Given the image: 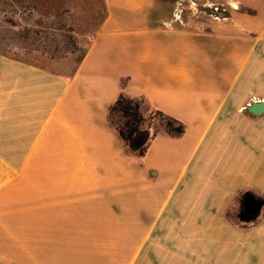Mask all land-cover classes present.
Instances as JSON below:
<instances>
[{"label":"crops","instance_id":"obj_1","mask_svg":"<svg viewBox=\"0 0 264 264\" xmlns=\"http://www.w3.org/2000/svg\"><path fill=\"white\" fill-rule=\"evenodd\" d=\"M47 1L87 9L95 26L69 75L0 53V246L14 248V260L0 262L264 264V205L250 222L226 217L247 193L264 202V0H226V11L207 8L200 18L177 15V1L165 15L158 0ZM119 95L181 122V143L201 123L203 135L214 130L226 194L197 188L208 178L204 160L195 183L176 196L189 166L163 132L142 158V195L126 194L138 207L120 208L107 176L121 174L128 190L140 164L107 123ZM164 142L171 152L161 151ZM156 224L177 233L158 250L134 236L102 239L113 231L149 235Z\"/></svg>","mask_w":264,"mask_h":264},{"label":"rangeland","instance_id":"obj_2","mask_svg":"<svg viewBox=\"0 0 264 264\" xmlns=\"http://www.w3.org/2000/svg\"><path fill=\"white\" fill-rule=\"evenodd\" d=\"M12 1V4H8ZM28 0H0V53H5L10 57L22 58L24 60L33 62L41 67L48 68L61 75L72 74L75 67L84 55L87 46L89 44V36L94 29V24L90 23L92 17L88 13L87 9L83 8H52L47 7V0H32L36 6L33 8L19 7ZM160 2L157 12L160 14H169V5L171 1H177L181 3L182 7L177 6L176 14L181 17H208L207 8H215L217 10L226 11V0H158ZM16 2V3H15ZM57 2V0H56ZM17 5V6H16ZM173 12V10H172ZM108 118V116H107ZM110 120L119 122L118 116L111 117ZM204 124L201 123L200 130H197L186 142L181 143L183 135L172 136L171 140L175 141L174 145L182 148V156H178V160L181 159V163H187L189 166V172L183 179V182L179 185L176 191V196L184 192L186 188L192 186L196 180V173L198 167H202V162L206 161L205 178L206 182L202 179L197 182V188H203L207 186L209 190H213V193L222 192L226 194V177L223 181V141L213 137L214 130H211L208 134L203 135L202 128ZM145 136L150 138L149 144L152 140L162 134L164 131V123L162 121L155 120L151 124L145 122L143 125ZM155 135V136H154ZM153 137V138H152ZM180 143V144H179ZM161 147V151L171 152L170 143L164 142ZM175 146V147H176ZM150 147V146H149ZM148 149V148H147ZM175 149V148H174ZM173 149V151H174ZM226 150V148H225ZM123 151L127 156L136 157L128 152L123 146ZM173 154H167L166 158L170 164L177 165V160H171ZM139 161L138 166L135 167L134 177L128 178L130 182V189L124 188L121 184L123 176L121 174L108 175L107 178L114 182V189L112 194L119 196L121 204L119 207L137 206L136 200H126V194L135 193L137 196L139 193L142 195L144 183L143 178L147 179L142 166V158L137 159ZM155 164V163H154ZM158 165V162H156ZM207 167V168H206ZM123 169H121V172ZM193 173V174H192ZM106 178V179H107ZM176 176L170 178L171 183L174 184ZM132 184V185H131ZM168 185V189L170 188ZM134 188V190H133ZM141 190V191H140ZM187 191V190H186ZM190 191V190H189ZM236 192V191H235ZM138 193V194H137ZM231 196V193H229ZM132 197V196H131ZM232 197V196H231ZM122 198H125L123 202ZM128 199V198H127ZM132 199V198H129ZM241 200L237 201L236 206L228 211L227 218L232 222L240 223L239 214L241 211ZM126 203V204H125ZM128 218V217H124ZM172 223V221H170ZM250 222V221H248ZM228 231V229H226ZM177 233L172 232L170 234H164L159 232V226L156 224L151 232L135 231L129 232H116L103 233L102 239H135L141 243L143 240L146 243L145 246L150 249L151 245H156L153 250H158V241H170L176 236ZM148 235V236H147ZM134 236V237H133ZM2 237L0 236V239ZM52 243H56V239L52 238ZM122 256V255H121ZM0 258L3 260H14V248H5L0 246ZM152 258H154L152 256ZM0 264H11L10 262ZM157 263V258L155 260Z\"/></svg>","mask_w":264,"mask_h":264},{"label":"trees","instance_id":"obj_3","mask_svg":"<svg viewBox=\"0 0 264 264\" xmlns=\"http://www.w3.org/2000/svg\"><path fill=\"white\" fill-rule=\"evenodd\" d=\"M144 105L145 101L142 98L119 95L108 110L107 121L128 152L140 159L143 158L149 140H151L145 136L146 131L143 128L145 122L151 124L155 120L162 121L164 123L163 132L168 135L179 136L184 132L181 122L173 120L159 111L148 112ZM113 116H118L119 122L110 120Z\"/></svg>","mask_w":264,"mask_h":264},{"label":"water","instance_id":"obj_4","mask_svg":"<svg viewBox=\"0 0 264 264\" xmlns=\"http://www.w3.org/2000/svg\"><path fill=\"white\" fill-rule=\"evenodd\" d=\"M263 109L261 103H256L253 105L251 111L253 113H260ZM264 205V202L260 199H257L252 194L247 193L243 196L241 201V213L239 215L240 221L248 222L254 220L261 212V208Z\"/></svg>","mask_w":264,"mask_h":264},{"label":"flooded vegetation","instance_id":"obj_5","mask_svg":"<svg viewBox=\"0 0 264 264\" xmlns=\"http://www.w3.org/2000/svg\"><path fill=\"white\" fill-rule=\"evenodd\" d=\"M242 209V208H241ZM241 213V212H240ZM240 215V214H239Z\"/></svg>","mask_w":264,"mask_h":264}]
</instances>
